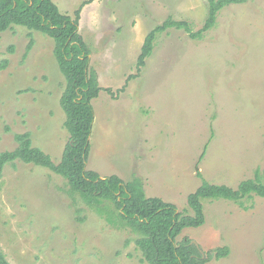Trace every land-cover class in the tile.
<instances>
[{
  "label": "rangeland",
  "instance_id": "obj_1",
  "mask_svg": "<svg viewBox=\"0 0 264 264\" xmlns=\"http://www.w3.org/2000/svg\"><path fill=\"white\" fill-rule=\"evenodd\" d=\"M53 1L73 18L80 10L78 31L101 87L91 101L86 169L136 176L148 197L179 211L203 180L236 188L264 169V0L225 6L202 38L167 29L137 77L148 32L169 16L200 29L207 0ZM54 47L50 35L22 25L1 33L0 152L30 132L34 146L61 161L71 134ZM244 205L203 199L205 222L178 240L196 241L204 257L211 251L205 264H264V197ZM136 237L73 198L67 179L49 168L16 159L0 174V249L12 264H150ZM224 246L229 254L217 258L213 250Z\"/></svg>",
  "mask_w": 264,
  "mask_h": 264
},
{
  "label": "trees",
  "instance_id": "obj_2",
  "mask_svg": "<svg viewBox=\"0 0 264 264\" xmlns=\"http://www.w3.org/2000/svg\"><path fill=\"white\" fill-rule=\"evenodd\" d=\"M92 1L88 0L85 4ZM207 1L208 13L200 29L194 30L189 20L169 16L148 32L137 61L138 73L133 77L141 73L146 59L153 53L158 36L167 29H184L193 39L202 38L204 32L215 25L217 14L222 8L249 0ZM79 21L80 10L76 11V17L73 18L63 13L53 0H0V35L13 25H22L54 39V55L67 80L61 105L66 113L64 125L71 134L59 163L33 145L30 132L15 134L18 146L0 152V174L6 164H14L16 159L49 168L67 179L73 198L75 195L81 196L96 211L106 214L109 222L135 233V242L145 261L150 264L207 263L212 258L211 251L205 252L207 257H204L201 247L193 243L192 239L186 237L178 240V236L185 228L198 227L205 222L203 199L224 198L247 208L244 198L254 195L264 197V169L257 170L254 178L243 180L236 188L203 180L188 195L189 208L182 211L175 203L161 197H148L143 181L136 176L125 181L117 174L101 177L98 172L86 169L94 121L91 101L99 95L101 87L97 72L89 67L91 51L78 31ZM33 42L31 38L27 51L33 47ZM5 65L2 63L0 67ZM204 154L205 151L202 156ZM198 175L202 176L200 171ZM213 251L217 258L229 254L227 246L217 247ZM0 264H12L1 249Z\"/></svg>",
  "mask_w": 264,
  "mask_h": 264
},
{
  "label": "water",
  "instance_id": "obj_3",
  "mask_svg": "<svg viewBox=\"0 0 264 264\" xmlns=\"http://www.w3.org/2000/svg\"><path fill=\"white\" fill-rule=\"evenodd\" d=\"M193 243H195L198 246V243L196 241H192ZM202 251V250H201ZM203 252V251H202Z\"/></svg>",
  "mask_w": 264,
  "mask_h": 264
}]
</instances>
